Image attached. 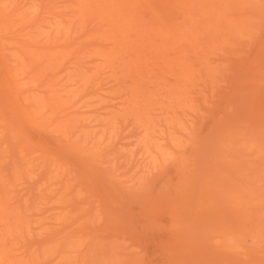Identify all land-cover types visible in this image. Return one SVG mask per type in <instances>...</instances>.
<instances>
[{"label":"bare ground","instance_id":"bare-ground-1","mask_svg":"<svg viewBox=\"0 0 264 264\" xmlns=\"http://www.w3.org/2000/svg\"><path fill=\"white\" fill-rule=\"evenodd\" d=\"M0 264H264V0H0Z\"/></svg>","mask_w":264,"mask_h":264}]
</instances>
